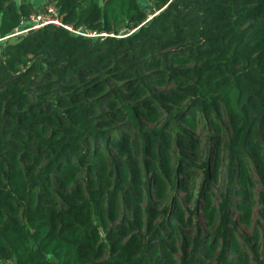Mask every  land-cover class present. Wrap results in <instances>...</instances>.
<instances>
[{
  "label": "trees",
  "instance_id": "obj_1",
  "mask_svg": "<svg viewBox=\"0 0 264 264\" xmlns=\"http://www.w3.org/2000/svg\"><path fill=\"white\" fill-rule=\"evenodd\" d=\"M0 263L264 264V0H0Z\"/></svg>",
  "mask_w": 264,
  "mask_h": 264
},
{
  "label": "rangeland",
  "instance_id": "obj_2",
  "mask_svg": "<svg viewBox=\"0 0 264 264\" xmlns=\"http://www.w3.org/2000/svg\"><path fill=\"white\" fill-rule=\"evenodd\" d=\"M142 4H144V0H140ZM45 5L46 2L41 1V3L37 6V13H33V14H38L41 12H44L45 9ZM27 24H25L26 26ZM20 32L24 31V28H20L19 29ZM106 109V108H105ZM104 109V110H105ZM141 122L143 123V125L147 128H155L156 125L150 122L145 121L144 119H141ZM204 126H205V120H200V126H199V130L196 134V136H204L205 132H204ZM135 132L132 133V138L134 140L135 138ZM206 139H203V144H206ZM137 159V158H133ZM118 162L122 161L123 163H125L127 166H129L130 171L132 170V166H131V161H129V158H122L120 157V159L117 160ZM141 164V162H140ZM142 167V165H141ZM143 171V170H142ZM143 175V173L141 174ZM150 177V174H149ZM237 185H235L236 187ZM127 190L128 187L126 186ZM218 190H221L220 187H217ZM261 191V188L259 186H256V188L253 191V195H254V207L252 208V218H251V224L250 225H246L242 222L241 220V213L238 210H235V208L233 206H230V212H231V216L234 219V221L236 222V224L238 225V228L240 229V232L245 233L247 236L252 235L254 233V231L256 229H258V222H259V209H260V204H259V193ZM153 193V200L154 201H158L157 197L154 195L155 191L154 189L152 190ZM148 194L145 190V197H144V205L143 208L146 206L147 202H148ZM122 203H121V209H120V213H122V217H127L128 219H133L134 218V212H133V207L129 206L126 202V200L124 198L121 199ZM197 204H194L193 206H191L193 209L197 206L198 209V217L202 219V212H203V208H201L202 206H204V198H200L198 199L197 197ZM234 201H238V198H235ZM1 264V263H0Z\"/></svg>",
  "mask_w": 264,
  "mask_h": 264
},
{
  "label": "built area",
  "instance_id": "obj_3",
  "mask_svg": "<svg viewBox=\"0 0 264 264\" xmlns=\"http://www.w3.org/2000/svg\"><path fill=\"white\" fill-rule=\"evenodd\" d=\"M29 24L30 25L28 27L24 28V31L20 32L19 29H17L15 33L11 35L10 37H18L22 34H27L30 31L38 30L40 28H43L51 24L56 25V26H61L71 32H75L79 34L80 36H85V37L96 36V34H93V33L83 32L81 29L75 31L72 27L64 25L58 16L57 10L54 7H49L44 12H41L38 14H32V16L30 17Z\"/></svg>",
  "mask_w": 264,
  "mask_h": 264
}]
</instances>
